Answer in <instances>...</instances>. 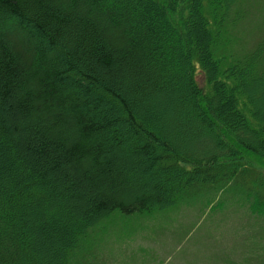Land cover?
I'll use <instances>...</instances> for the list:
<instances>
[{
    "label": "trees",
    "instance_id": "obj_1",
    "mask_svg": "<svg viewBox=\"0 0 264 264\" xmlns=\"http://www.w3.org/2000/svg\"><path fill=\"white\" fill-rule=\"evenodd\" d=\"M239 1L0 0V264H92L103 219L177 204L262 219L264 248V35L225 48Z\"/></svg>",
    "mask_w": 264,
    "mask_h": 264
},
{
    "label": "rangeland",
    "instance_id": "obj_2",
    "mask_svg": "<svg viewBox=\"0 0 264 264\" xmlns=\"http://www.w3.org/2000/svg\"><path fill=\"white\" fill-rule=\"evenodd\" d=\"M234 11L239 13L231 18L223 41L241 56L264 35V0H240ZM215 53L226 51L218 47ZM247 216L242 209L225 212L186 204L151 215L115 211L100 222L90 259L92 264H259L264 256L258 238L262 219Z\"/></svg>",
    "mask_w": 264,
    "mask_h": 264
}]
</instances>
